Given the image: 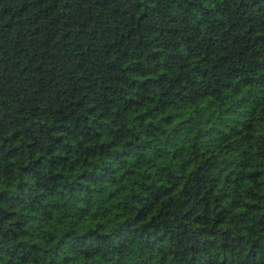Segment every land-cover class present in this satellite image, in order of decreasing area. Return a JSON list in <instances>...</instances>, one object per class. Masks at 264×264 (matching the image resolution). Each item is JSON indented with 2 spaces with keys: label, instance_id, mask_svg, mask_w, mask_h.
Masks as SVG:
<instances>
[{
  "label": "trees",
  "instance_id": "obj_1",
  "mask_svg": "<svg viewBox=\"0 0 264 264\" xmlns=\"http://www.w3.org/2000/svg\"><path fill=\"white\" fill-rule=\"evenodd\" d=\"M0 264H264V0H0Z\"/></svg>",
  "mask_w": 264,
  "mask_h": 264
}]
</instances>
